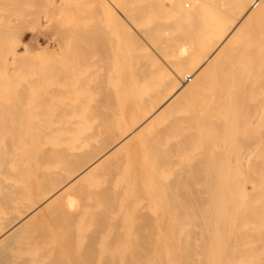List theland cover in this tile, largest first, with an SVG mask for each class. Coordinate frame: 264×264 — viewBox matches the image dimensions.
Returning a JSON list of instances; mask_svg holds the SVG:
<instances>
[{"label":"bare ground","instance_id":"1","mask_svg":"<svg viewBox=\"0 0 264 264\" xmlns=\"http://www.w3.org/2000/svg\"><path fill=\"white\" fill-rule=\"evenodd\" d=\"M0 264H264V0H0Z\"/></svg>","mask_w":264,"mask_h":264},{"label":"rangeland","instance_id":"2","mask_svg":"<svg viewBox=\"0 0 264 264\" xmlns=\"http://www.w3.org/2000/svg\"><path fill=\"white\" fill-rule=\"evenodd\" d=\"M187 7H188V5H187ZM34 40H36V39H35V37H34V32H33V30H32V29L27 30V31L25 32L24 36H23V43L31 48L32 46H35V45H36V43H34V42H36V41H34ZM39 44H40L41 47L44 48V50L47 51V52L52 53V52L55 50V47H54L53 44H48V43H46V42H45V43L40 42ZM52 45H53V46H52Z\"/></svg>","mask_w":264,"mask_h":264}]
</instances>
